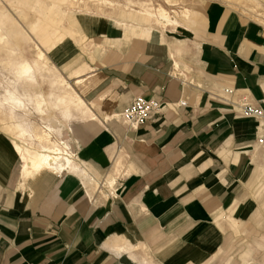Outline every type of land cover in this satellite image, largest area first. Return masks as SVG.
I'll return each mask as SVG.
<instances>
[{
	"label": "crops",
	"instance_id": "obj_1",
	"mask_svg": "<svg viewBox=\"0 0 264 264\" xmlns=\"http://www.w3.org/2000/svg\"><path fill=\"white\" fill-rule=\"evenodd\" d=\"M260 1L228 3L264 22ZM199 5L186 53L159 29L78 19L93 47L68 130L79 167L22 178L0 128V264H264V142L260 119L239 114L244 101L264 109V24L221 0ZM135 94L166 103L130 126L117 113ZM230 246L238 258L215 260Z\"/></svg>",
	"mask_w": 264,
	"mask_h": 264
},
{
	"label": "rangeland",
	"instance_id": "obj_2",
	"mask_svg": "<svg viewBox=\"0 0 264 264\" xmlns=\"http://www.w3.org/2000/svg\"><path fill=\"white\" fill-rule=\"evenodd\" d=\"M113 5L104 4L103 0H0V29L5 36L4 42L0 43V97H3L5 89L9 88L7 78L12 79L13 75L8 71L11 66H17L21 61L29 59L35 62V45L39 46L45 53L47 68L42 72L45 82H54L58 76H63L69 84L78 91L82 84H75L79 77H75L80 73V61L86 58L93 59L91 40H87L84 36L79 20L86 25V30L89 24L100 26L102 30L116 26L114 19L123 21L126 26L130 24H139L142 28L149 30H160L162 40L175 51L178 49L183 52H190L195 49L196 43V27L199 22V15L196 23L187 31L183 27L187 25L183 21V11L185 8L195 6L200 7V2L206 4L209 0H113ZM166 1V2H165ZM229 7H232L247 17L256 19L264 24L263 21L255 18L246 12L245 6L241 4H230L231 0H221ZM118 3V5L116 4ZM260 9L264 11V0L260 1ZM125 5H129L126 7ZM159 5L163 6L169 14L176 19L179 24L174 27L161 28L147 15H142V11L156 13ZM155 6V8H154ZM140 10V11H139ZM198 10V9H197ZM202 11L199 10V12ZM184 24V26H182ZM80 28H79V27ZM78 27V28H77ZM122 28V27H120ZM79 29V30H78ZM131 29V28H130ZM83 31V32H82ZM119 34L118 31H116ZM73 41V52L75 56L69 61L56 60L57 53L62 50L63 46ZM191 56V53H187ZM89 55V56H88ZM191 59V57H190ZM193 61V60H190ZM90 65L86 61H82ZM176 67L179 68L178 63ZM175 73H180L174 69ZM183 75V74H181ZM14 80V79H13ZM47 86V84H45ZM60 92L65 89L64 84L55 85ZM11 88V87H10ZM34 89V87H33ZM39 89V88H38ZM37 89V90H38ZM46 89V88H45ZM26 102L23 111L17 112L19 120L29 126L32 130L39 133L43 130V122L50 120L56 127L63 128V139L68 143L70 150L78 158L72 144L68 141V136L71 137L69 128L72 121L79 119L78 113L82 104L73 105L71 107L73 115L72 119L65 121L61 115V108L54 106L53 103L47 100L46 105L42 106V111H34L31 104ZM28 104V105H27ZM6 115V116H5ZM7 118L8 111L6 108L0 109V118ZM76 118V119H74ZM2 131L11 137V133L0 125ZM6 131V132H5ZM67 133V134H66ZM100 190L109 194L108 188L103 184ZM240 246H230L223 249L219 257L230 256L238 258ZM214 260V261H215Z\"/></svg>",
	"mask_w": 264,
	"mask_h": 264
},
{
	"label": "bare ground",
	"instance_id": "obj_3",
	"mask_svg": "<svg viewBox=\"0 0 264 264\" xmlns=\"http://www.w3.org/2000/svg\"><path fill=\"white\" fill-rule=\"evenodd\" d=\"M103 2L104 4L113 5L114 1L103 0ZM116 4L118 5V3ZM125 6L129 7V5ZM155 10L156 13L142 11L141 14L150 17L161 28L174 27L179 24L163 6L159 5ZM197 13L198 11L194 6L190 9H184L182 17L187 25V27H183L184 30L187 31L193 25ZM114 23L122 28L127 27L123 21L114 19ZM143 31L150 33L146 29ZM4 38L5 36L0 29V43L4 42ZM35 49V62L25 59L17 66L9 68L8 71L13 75V78H7L9 88L5 89L3 97H0V109L6 108L8 111L7 118H0V125L11 133L10 140L20 160V175L22 178L33 177L42 171L57 174L63 170L74 171L79 167L75 154L63 139V128L56 127L48 119L43 122V130L39 133L18 119L19 114L17 112L23 111L24 108H29V106L25 107L27 101L35 109L34 111L37 110V112L42 111V106L46 105L47 100L51 101L54 106L61 108V115L65 121L75 117L71 107L82 104L78 91L63 76H58L54 82H45L43 80L42 72L45 71L48 63L44 51L37 45H35ZM86 81V76H83L79 79L77 78L75 84L83 85ZM57 84H64L66 86L65 89L70 88V90L60 92L55 87ZM117 116L129 125L119 113H117ZM67 129L69 130V128Z\"/></svg>",
	"mask_w": 264,
	"mask_h": 264
},
{
	"label": "built area",
	"instance_id": "obj_4",
	"mask_svg": "<svg viewBox=\"0 0 264 264\" xmlns=\"http://www.w3.org/2000/svg\"><path fill=\"white\" fill-rule=\"evenodd\" d=\"M165 103L161 98L155 96L145 98L140 94H135L131 101L120 110L119 115L130 126H136L161 112ZM178 104H185V100H179ZM239 114L260 119L258 140L264 142V109L259 105L244 101L240 105Z\"/></svg>",
	"mask_w": 264,
	"mask_h": 264
}]
</instances>
